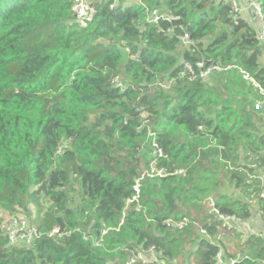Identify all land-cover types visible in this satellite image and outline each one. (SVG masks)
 <instances>
[{
    "label": "trees",
    "instance_id": "trees-1",
    "mask_svg": "<svg viewBox=\"0 0 264 264\" xmlns=\"http://www.w3.org/2000/svg\"><path fill=\"white\" fill-rule=\"evenodd\" d=\"M89 1L82 26L74 0H0V225L34 206L32 224L60 229L30 248L0 234V264H126L151 247L173 264L186 244L218 264L217 211L250 218L264 189L257 31L224 1L146 0L175 17L158 24L127 0ZM199 61L227 68L216 85L178 77ZM173 78L174 95L154 86ZM225 177L244 199L220 191ZM240 253L222 264H264V237L248 234Z\"/></svg>",
    "mask_w": 264,
    "mask_h": 264
},
{
    "label": "built area",
    "instance_id": "built-area-1",
    "mask_svg": "<svg viewBox=\"0 0 264 264\" xmlns=\"http://www.w3.org/2000/svg\"><path fill=\"white\" fill-rule=\"evenodd\" d=\"M226 2L231 7V12L234 18H244L250 25L257 31L258 38L260 39L262 45L264 46V11L263 4L261 0H216V2ZM119 4V0H115L110 4V8L113 9ZM127 4H135L137 6H142L147 13L148 22H153L158 24L160 20H167L172 22L175 18L169 11H162L159 8H152L146 0H127ZM74 14L82 26H86L88 21L92 20L93 14L95 13L93 4L89 0H74ZM180 28H185L181 25ZM160 31L165 32L171 36L176 35V29L170 26L167 29L160 27ZM181 45L184 48L191 49L193 46V41L191 40L190 34L185 31L183 35L180 36ZM227 68H223L220 65H212L210 67H204V62L199 61L196 65L190 62L184 63V69L180 72L179 78L187 79L192 82L197 79H206L211 76L212 73L216 71H223ZM248 77V75H246ZM170 82H174L176 79H168ZM169 81L154 83V86L169 88ZM255 85L259 87L260 93L263 96L262 100L257 101L256 108H262L264 106V88L261 87L254 81ZM160 155H163L161 149L158 150ZM261 197L264 198V189L260 193ZM218 217L223 221L224 226L228 227L230 230L232 227H239L240 230L248 234L262 235L264 237V227L262 231H259L253 227L249 218L243 219L231 214H221L217 211ZM60 229L58 227L54 228L50 232H43L37 228L34 224H30L29 220L24 216L13 214L6 220H3L0 225V234L7 238V247L10 248H30L34 246L43 236L48 235L55 237L59 235ZM105 233V231H104ZM205 234L206 231L202 230ZM153 256L154 260H158L159 264H167L165 260L158 259L154 247L147 250H136L130 256V259L126 264H136L139 261L148 262L149 257ZM218 264L225 262L223 252L220 251L217 255ZM228 264H234L233 260L228 261Z\"/></svg>",
    "mask_w": 264,
    "mask_h": 264
},
{
    "label": "rangeland",
    "instance_id": "rangeland-1",
    "mask_svg": "<svg viewBox=\"0 0 264 264\" xmlns=\"http://www.w3.org/2000/svg\"><path fill=\"white\" fill-rule=\"evenodd\" d=\"M181 50L183 51V50H185V48L182 46ZM224 73H225L224 71L220 72V74H224ZM220 80H221V77L218 74H213V75L209 76L208 78H206L204 80V82L207 85H213V84L216 85L217 82ZM165 81L168 82L169 80L166 79ZM169 84H170L169 88H164L165 94L174 95L175 94V91H174L175 84H174V82L172 83L170 81H169ZM143 115L146 116L145 113ZM145 122H147V121H145ZM68 144H70V142L68 140L63 141L59 153H61L63 151V149L68 146ZM152 166L154 167V165H152ZM154 169H155V167H154ZM159 172L161 173V171H159ZM224 180H225V183L223 184V187L221 186L220 191L228 192L232 195L237 194V196L239 198L244 199V196L239 191V189H236V188H234L233 185H230V182L228 181L227 177H225ZM71 187L72 188L70 189V193H71V196L73 197V200L71 201V206L76 208L79 206L80 201L82 199V189H81L80 183L77 181H74ZM250 200L252 202V209L254 211H256L257 213H260L261 217H263L261 212H262V208H264V198L261 197V195L260 196L252 195V197H250ZM206 201L208 202L209 199ZM206 205H207L206 210L208 212H213V208L209 207L208 204H206ZM34 211H35V207L30 206L29 212H25L23 210H18L15 213L2 212V215L4 217L3 220H6L8 217H10L13 214H17L20 216H24L25 218H27L29 220L30 224H32V216L31 215L34 213ZM243 233L244 232H242L239 227H232L230 230L228 229V227H224L221 229L220 234L215 239H213V241L220 244L223 255L229 253V254H232L234 256H241L240 251L242 249V242H243V239L245 237V236L243 237V235H244ZM230 234H233L234 236L229 237L228 235H230ZM199 236L202 237V235H200V232H199ZM226 236L229 238L226 239ZM193 250H194V246H192L191 244H186L183 251H182L181 256L176 261H174L173 264H197V261L194 257V254H193ZM153 259H154V257L151 255L149 257V261L145 262L144 264H152ZM227 260L228 261L231 260V257L228 256Z\"/></svg>",
    "mask_w": 264,
    "mask_h": 264
},
{
    "label": "crops",
    "instance_id": "crops-1",
    "mask_svg": "<svg viewBox=\"0 0 264 264\" xmlns=\"http://www.w3.org/2000/svg\"><path fill=\"white\" fill-rule=\"evenodd\" d=\"M260 62L263 64L264 66V53L262 54V56L260 57ZM262 215L263 217H261L260 213H257L256 211H254L252 209V216L249 218V221L251 222V224L253 225V227L259 231H262L263 227H264V208H262ZM242 231V230H241ZM244 232V231H242ZM243 237L247 236V233H243ZM230 236H234L233 234L228 235ZM229 237L226 236V239H228ZM244 237V238H245ZM244 240V239H243ZM233 241V240H232Z\"/></svg>",
    "mask_w": 264,
    "mask_h": 264
}]
</instances>
